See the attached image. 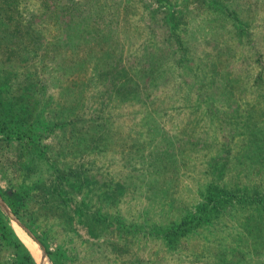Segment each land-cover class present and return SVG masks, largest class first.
<instances>
[{
	"label": "rangeland",
	"instance_id": "374dc122",
	"mask_svg": "<svg viewBox=\"0 0 264 264\" xmlns=\"http://www.w3.org/2000/svg\"><path fill=\"white\" fill-rule=\"evenodd\" d=\"M0 86V115L23 105L27 130L0 124V198L49 264H264L251 198L172 245L158 228L200 202L212 157L219 183L264 198L248 140L264 132V0H0ZM70 168L112 219L94 235L73 212L84 187L43 198ZM8 236L0 224V264H25Z\"/></svg>",
	"mask_w": 264,
	"mask_h": 264
},
{
	"label": "trees",
	"instance_id": "16d2710c",
	"mask_svg": "<svg viewBox=\"0 0 264 264\" xmlns=\"http://www.w3.org/2000/svg\"><path fill=\"white\" fill-rule=\"evenodd\" d=\"M236 24V23H235ZM9 46V44L7 43ZM3 87V86H2ZM2 87L0 86V91H2ZM130 94L133 95V97L138 96V93L136 92V89L130 91ZM3 111L2 115H0V124H3L2 129H6L8 131V136L10 134H16V137L21 139L27 132L25 129L24 132H22V127L25 121V115L23 116V113H21V110L24 111V106L22 105L21 108L14 109L12 107L11 103H8V105L3 104ZM23 116V117H22ZM23 118V120H22ZM36 122L41 125L37 120ZM12 123L14 124L13 128H9L8 124ZM76 122H73L72 125L74 126ZM59 124L58 126H63V121L59 123H53V125ZM109 130V129H108ZM256 132L259 133V135H264V132H261L260 130L256 129ZM256 132H252V136L249 137V142H250V152L255 154L256 156H259V153L262 154L264 152V143L261 145V140H259L257 136H255ZM210 166H211V174L212 177L201 187L202 193H201V200L198 204H196L195 207L188 208L187 210L181 212L177 218H172L168 219L167 222L169 224L167 225L168 227H163L159 226L158 228H162V231L159 234H162L163 237L167 240L168 243L171 245L176 242V239L178 235L184 233V231L190 230V229H195L198 227H205L206 225H211L213 224L212 222L216 220L218 217V213L221 211V208H223L225 205H233V202L237 201L238 203L245 204L247 201L246 199L251 198L253 199L254 202H256V214L253 216H248L247 220L248 221H253L252 217L260 220L256 221V229H261V233H264V217H261V214L264 213V198L262 199L259 191L257 190V187H254L253 189L256 191L254 193L250 192V189L246 186L244 187H238L236 185L228 186L225 185V183H219L218 177L222 173L223 167H220V163L218 161V158L212 157L210 160ZM161 161L155 162V166H161L163 164L160 163ZM57 170V169H56ZM159 169L156 168V171ZM60 172H63L60 170ZM55 180L51 181L50 187L43 185L42 192H43V198H49L50 199H58L60 198L62 202L66 199L63 196L67 195L70 190V195L73 194L76 191H80L83 187L85 190V193H82V197L80 198L81 201L80 203H73L74 205V213H82V215L86 218V220H90L91 223L88 222V228L89 231L92 235H94V231L96 230V223H100L103 221H110L112 220L111 218L105 216L104 213L102 212L101 209H93L90 210L88 208V202L90 199L94 196V191L85 184H80L79 180L80 176L77 174V172L74 169H68L66 173L60 174L59 176H56ZM65 180H63V179ZM61 179V180H59ZM124 183L120 182L119 180L117 181V186L118 188L123 190L124 189ZM39 186L38 183L34 185ZM148 188L149 190L153 189L152 185H149ZM243 188V189H242ZM108 189V187H107ZM50 190V191H49ZM250 192V193H249ZM258 192V193H257ZM106 193L113 195L114 192L112 191H107ZM250 195H249V194ZM104 194H100L102 196ZM52 196V198H51ZM99 196V197H100ZM250 196V197H248ZM75 198V195L72 196V198ZM264 197V196H263ZM108 200L113 197H106ZM105 198V199H106ZM12 201H10V205L12 207V210L14 213L17 215L18 214V207L17 203L21 201L19 199H13V197H10ZM103 200V199H102ZM74 202V200L72 199ZM47 203V202H46ZM21 217V216H18ZM120 218L115 217V220H119ZM94 222V223H93ZM118 222V221H117ZM0 224L1 226H4V229L6 230L7 234L10 235L12 241L14 242V245L21 248L23 253V262L26 264H35V260L26 244V241L24 240L22 234L16 230V227L14 226V229H12L11 226L5 222L4 218L0 215ZM92 224V225H91ZM94 224V227H93ZM127 227V226H124ZM244 228H248L246 225L243 226ZM164 228V230H163ZM254 229V230H256ZM250 229L249 233H252ZM21 235V236H20ZM4 237V236H3ZM22 237V238H21ZM32 243L35 246H38L37 243L31 239ZM39 248V247H38ZM49 254V251H47ZM53 264H58L56 261L53 260Z\"/></svg>",
	"mask_w": 264,
	"mask_h": 264
},
{
	"label": "bare ground",
	"instance_id": "6f19581e",
	"mask_svg": "<svg viewBox=\"0 0 264 264\" xmlns=\"http://www.w3.org/2000/svg\"><path fill=\"white\" fill-rule=\"evenodd\" d=\"M14 222V221H13ZM16 224V222H14ZM17 227H20L18 224H16ZM21 228V227H20ZM22 229V228H21ZM22 233V236L24 238V240L26 241V244L35 260L36 263H39V264H49V261L48 259L46 258L45 254L41 251L42 255L38 252L37 248L32 244V241H30V239L28 238L27 236V233H25L24 231H21ZM30 237V236H29ZM31 238V237H30ZM38 245V244H37ZM39 247V245H38ZM40 249V247H39ZM41 250V249H40ZM45 258V259H44ZM46 260V262H45Z\"/></svg>",
	"mask_w": 264,
	"mask_h": 264
},
{
	"label": "water",
	"instance_id": "95a60500",
	"mask_svg": "<svg viewBox=\"0 0 264 264\" xmlns=\"http://www.w3.org/2000/svg\"><path fill=\"white\" fill-rule=\"evenodd\" d=\"M0 206L1 208L4 210V212L10 217L11 221L16 222V224H18L22 230L24 232L27 233L28 236H30L38 245L40 246V243L38 242V240L34 237V235L30 232V230L25 227L23 224H21V222L19 221V219L10 211V209L8 208V206L4 203V201L0 198ZM39 264V263H37Z\"/></svg>",
	"mask_w": 264,
	"mask_h": 264
}]
</instances>
